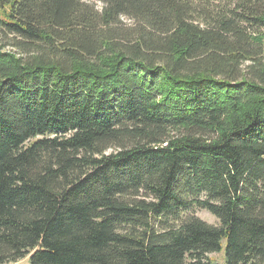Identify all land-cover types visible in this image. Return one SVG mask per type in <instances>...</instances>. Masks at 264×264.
<instances>
[{"label": "trees", "instance_id": "1", "mask_svg": "<svg viewBox=\"0 0 264 264\" xmlns=\"http://www.w3.org/2000/svg\"><path fill=\"white\" fill-rule=\"evenodd\" d=\"M215 4L0 0V264H264V0Z\"/></svg>", "mask_w": 264, "mask_h": 264}, {"label": "rangeland", "instance_id": "2", "mask_svg": "<svg viewBox=\"0 0 264 264\" xmlns=\"http://www.w3.org/2000/svg\"><path fill=\"white\" fill-rule=\"evenodd\" d=\"M199 2V0H196ZM204 1V0H202ZM213 1L215 4V9L219 10L220 8H222L223 6H228L227 2L229 1H233V0H210ZM256 31L263 33L264 29L262 28H256ZM264 62V60H263ZM246 66L243 67V71H245V75L248 79H250L251 77V69L248 68V64H245ZM186 216H198L199 218H201L202 220H204L205 222H207L208 224H213V225H218L219 221L218 219L212 215L211 213H209L206 210L203 209H195L192 212H189L187 214H185ZM223 244V250L219 253H212L211 255H208V258L213 259L215 264H227L226 259H225V248H226V241L222 242ZM7 264H30V260L29 258L24 259V260H20L18 261V263H7Z\"/></svg>", "mask_w": 264, "mask_h": 264}]
</instances>
